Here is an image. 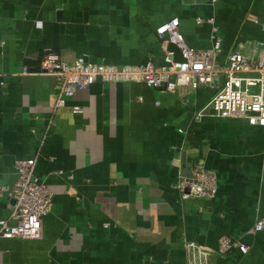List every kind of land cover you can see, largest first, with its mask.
<instances>
[{"label": "crops", "instance_id": "1", "mask_svg": "<svg viewBox=\"0 0 264 264\" xmlns=\"http://www.w3.org/2000/svg\"><path fill=\"white\" fill-rule=\"evenodd\" d=\"M250 14L264 20V0H0V221L13 209L18 161L37 155L36 174L54 192L43 236L0 237V264H187L189 242L216 249L223 235L250 251L214 264H264V231L246 234L264 216V127L197 119L214 94L207 85L162 94L98 79L57 109L56 79L40 72L50 50L69 61L162 64L157 28L175 17L194 48H212L215 25L223 63L264 41ZM195 162L218 174L215 198L183 199L174 188Z\"/></svg>", "mask_w": 264, "mask_h": 264}, {"label": "built area", "instance_id": "2", "mask_svg": "<svg viewBox=\"0 0 264 264\" xmlns=\"http://www.w3.org/2000/svg\"><path fill=\"white\" fill-rule=\"evenodd\" d=\"M264 30V20L249 15ZM214 23L212 17L199 18L198 22ZM157 34L164 51L162 64L152 60L137 65H112L94 63L80 56L65 60L55 51L45 53L41 73L56 79L57 109L67 106V99L89 87L98 79L107 82H145L162 94L183 90H197L207 85L214 90L209 102L197 113L196 118L212 115L241 119L252 126L264 127V41H252L246 47L231 50L225 62L218 60L222 52L223 37L213 25L210 49L188 45L180 30L179 18L161 24ZM173 46L175 50L171 47ZM176 51L179 58L176 57ZM2 72L0 70V76ZM72 111L82 112L83 107L71 106ZM38 156L34 155L15 164L17 180L9 190L14 201L10 218L0 221V237L38 239L43 236L44 217L51 211L54 192L36 174ZM183 199H213L219 189V177L201 162L191 166L189 175H180L174 185ZM264 231V216L246 232L247 235ZM234 249L246 254L250 247L242 237L223 235L217 248L187 244V264H214L215 256L225 257Z\"/></svg>", "mask_w": 264, "mask_h": 264}, {"label": "water", "instance_id": "3", "mask_svg": "<svg viewBox=\"0 0 264 264\" xmlns=\"http://www.w3.org/2000/svg\"><path fill=\"white\" fill-rule=\"evenodd\" d=\"M186 175H189L190 173V164H187L186 166Z\"/></svg>", "mask_w": 264, "mask_h": 264}]
</instances>
